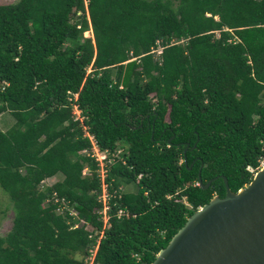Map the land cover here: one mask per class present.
Masks as SVG:
<instances>
[{
    "label": "trees",
    "instance_id": "1",
    "mask_svg": "<svg viewBox=\"0 0 264 264\" xmlns=\"http://www.w3.org/2000/svg\"><path fill=\"white\" fill-rule=\"evenodd\" d=\"M5 113L15 123L0 128V188L14 220L0 264H84L95 240L46 201L57 193L102 229L87 133L102 151L123 150L107 182L136 186L113 206L96 261L151 264L199 208L225 197L221 176L239 192L264 160V0L0 4ZM199 172L204 185L218 179L203 190ZM119 207L130 217L117 218Z\"/></svg>",
    "mask_w": 264,
    "mask_h": 264
},
{
    "label": "water",
    "instance_id": "2",
    "mask_svg": "<svg viewBox=\"0 0 264 264\" xmlns=\"http://www.w3.org/2000/svg\"><path fill=\"white\" fill-rule=\"evenodd\" d=\"M221 178L225 197L199 208L151 264H264V166L236 193ZM199 179L207 190L218 177L204 185L199 172Z\"/></svg>",
    "mask_w": 264,
    "mask_h": 264
},
{
    "label": "built area",
    "instance_id": "3",
    "mask_svg": "<svg viewBox=\"0 0 264 264\" xmlns=\"http://www.w3.org/2000/svg\"><path fill=\"white\" fill-rule=\"evenodd\" d=\"M171 44H175L172 42ZM165 45L163 40H157L155 43V46L152 48L150 54L153 55L154 60L159 62V64H162V55L164 51ZM132 56V53H131ZM136 60V58L132 59L131 61ZM91 70V69H90ZM90 72V71H89ZM69 94H71L69 92ZM73 99H78V94H72ZM70 101H72V97L69 98ZM76 112H79L80 110L77 108L76 105H74V114ZM77 116V114H76ZM80 116V115H79ZM76 119H79L77 116ZM86 136L89 137L92 148L90 150L83 151V154L91 158L93 161L97 163L98 169V177L101 180V187L102 192L98 197V202L100 204V207L95 210L97 215L99 216V220L103 222L102 229H98L94 227L92 224L86 223L84 221H79L78 212L75 209L74 206L70 205V202L66 200L65 198H61L57 195V193H53L52 196L47 199L46 204H56L58 205L56 209V213L59 215H68L69 218H71V221L69 223L72 225L73 223L80 222L78 226H83L85 230L89 233V239L95 240V244L90 246L89 254L84 258V264H101L96 261L97 252L100 247V243L102 238L105 235V231L111 228V218L113 217L112 209L113 206L118 205L119 201L122 200L123 195L125 193V188L123 186L119 188H113L112 184L110 182H107V178L109 177L110 168L114 163L119 160L123 164H125V161L121 157V154L123 153L122 149H117L114 152L110 150L102 151L100 150L97 141L93 135L86 134ZM264 166V160L261 162L260 168ZM252 172H255L254 169H251ZM90 169L86 168L83 172L84 176L89 175ZM141 178V176H139ZM49 180L43 181L41 183L40 188L44 189V187L51 186V184L48 183ZM115 215L119 219L123 218H129L130 213L126 208L119 207L118 210L115 212ZM77 228L78 226L75 225Z\"/></svg>",
    "mask_w": 264,
    "mask_h": 264
},
{
    "label": "rangeland",
    "instance_id": "4",
    "mask_svg": "<svg viewBox=\"0 0 264 264\" xmlns=\"http://www.w3.org/2000/svg\"><path fill=\"white\" fill-rule=\"evenodd\" d=\"M18 1L19 0H0V4L9 5V4H15ZM84 36L86 38L91 37V32L85 33ZM89 71L91 72L90 68H89ZM75 113L79 117L80 115L79 112L75 111ZM14 123H15V119L13 118L11 114L5 113L3 115H0V128L2 130L7 131L13 126ZM58 180L59 178L57 177V179L49 180L48 183L53 184L54 182ZM123 187L125 188L126 191L129 189L132 192H136L135 185H129V186H123ZM13 220H14V209H13L12 201L10 200V197L8 196V194L2 188H0V237H3L10 232L13 226Z\"/></svg>",
    "mask_w": 264,
    "mask_h": 264
},
{
    "label": "crops",
    "instance_id": "5",
    "mask_svg": "<svg viewBox=\"0 0 264 264\" xmlns=\"http://www.w3.org/2000/svg\"><path fill=\"white\" fill-rule=\"evenodd\" d=\"M54 179H56V178L54 177V178H51V179H49V180H54Z\"/></svg>",
    "mask_w": 264,
    "mask_h": 264
}]
</instances>
